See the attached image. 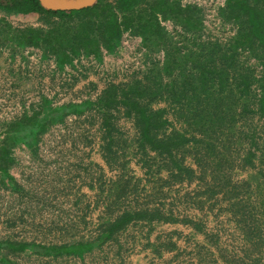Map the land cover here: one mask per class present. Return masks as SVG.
<instances>
[{"label":"trees","instance_id":"trees-1","mask_svg":"<svg viewBox=\"0 0 264 264\" xmlns=\"http://www.w3.org/2000/svg\"><path fill=\"white\" fill-rule=\"evenodd\" d=\"M182 1L98 0L80 10H52L39 0H0V9L26 22L40 21L38 25H15L0 18V46L9 48L12 57L18 49L34 46L46 57L55 56L60 69L81 55L101 62L104 51L117 52L122 34L129 31L141 37L146 59L144 70L135 71L125 81L109 82L94 98L53 106L42 96L21 115L2 122L0 188L23 192L10 172L18 163L15 147L25 144L33 156L38 155L42 136L50 127L69 115L93 111L100 119L98 128L109 165L120 162L124 168L126 148L117 147V142H135L146 173L160 184L156 187L197 180L195 195L226 200V211L247 241L244 254L219 250L223 263L264 264L260 254L264 247V219L260 217L264 214V134H259L254 118L264 117V0H225L217 9L220 28L204 22L202 6ZM166 21L180 30H170L163 24ZM160 52L163 59L156 57ZM161 102L165 105H156ZM170 110L182 129L168 117ZM120 117L133 122L134 138L122 134ZM187 152L196 168L185 163ZM157 158L161 164H156ZM161 168L168 171L167 177L156 176ZM249 169L246 178L236 177ZM140 181L124 174L114 181L108 197L121 204V211L102 221L94 238L61 244L0 239V264H21L12 257L21 253L82 257L116 239L131 222L177 221L173 211L165 212L161 203L122 205L130 185L137 192ZM182 220L195 224L188 218ZM205 264L221 263L214 259Z\"/></svg>","mask_w":264,"mask_h":264},{"label":"rangeland","instance_id":"rangeland-1","mask_svg":"<svg viewBox=\"0 0 264 264\" xmlns=\"http://www.w3.org/2000/svg\"><path fill=\"white\" fill-rule=\"evenodd\" d=\"M1 17L15 25L40 24L39 20L23 21L15 13L2 9H0ZM218 21L216 11L207 17V22L211 25H217ZM225 27L228 28V25ZM117 61L120 62L121 58ZM120 77L122 76H118L117 80ZM90 80H97L100 86H103L102 79L96 74L87 76L80 85L82 86L83 83L91 85ZM22 85L26 88L25 83ZM159 104L157 106L165 105L163 102ZM168 117L174 121L177 128H183L181 123L175 120L172 110ZM254 118L259 134L263 135L264 117L260 119L255 116ZM99 122L98 115L93 111H87L81 116L69 115L63 122L50 127L48 132L42 136L38 155L33 156L31 151L26 149L25 144L15 147L14 154L18 158V164L14 165L10 172L23 187V192L18 193L0 188V239L11 238L43 244H61L71 240L94 238L100 217L115 214L117 207L121 204L112 203L113 198L108 197L114 181L125 173L128 174V177L125 178L137 174L144 176L147 167L140 159L141 152H138L133 146L135 142H117V147L126 148V151L131 155L132 158L128 155V159L132 161L130 165L127 166V158L124 168L120 162H113L112 165H109L104 156L102 132L98 128ZM117 122L124 136L130 139L134 138L136 130L130 119L120 117ZM186 155L187 162H190L193 159L191 152H187ZM262 167H264L263 164ZM249 172L250 169L247 172L239 171L236 177L246 178ZM156 185H160L157 179L146 177L140 181L136 192L131 184L128 197L124 199L122 205L128 207L159 203L156 202L158 197L154 195L159 191L155 190L152 195H149L150 189L154 190ZM168 188L167 193L170 197L176 186L174 184V187ZM169 200L171 199L169 198ZM213 202L215 203L216 217H218V213L225 212L223 210H226L227 202L221 197L214 198ZM189 203L186 205L179 203L175 207L178 206L179 208L176 210L194 218L196 217L195 209L198 208L195 203L191 206L188 205ZM97 207H104V213L95 211ZM260 217L264 219V214ZM234 223L236 224L235 221ZM217 224L218 226H215L217 232L209 237L214 250L196 241L197 239H190L189 244L192 249L189 248L190 250L185 251V259L196 258V262L200 261L201 264L217 259L224 264L219 256V250L237 254H244L245 249L248 250L244 236H239L236 233L240 231L239 228H236L234 235L230 237L229 233H226L225 227L219 225V222ZM262 226L264 229V222ZM126 251L128 252V248L124 250V253ZM261 253L264 255V247L261 248ZM85 256H87V264H119L116 257V244L112 240L105 242L101 247H95L92 251H88ZM12 257L21 264H81L80 258L74 255L67 259H53L24 253L12 255ZM51 260L54 262H49ZM124 263L131 264L129 259H124L122 264ZM189 263L192 264V262Z\"/></svg>","mask_w":264,"mask_h":264},{"label":"built area","instance_id":"built-area-1","mask_svg":"<svg viewBox=\"0 0 264 264\" xmlns=\"http://www.w3.org/2000/svg\"><path fill=\"white\" fill-rule=\"evenodd\" d=\"M225 0H183V3H195L204 8L207 17L216 11ZM215 15V14H214ZM170 30H180L171 21L163 22ZM228 25L227 29H230ZM220 28V27H219ZM229 31V30H228ZM227 31V33H228ZM12 51L0 46V124L21 115L25 109L36 104L46 96L53 106L68 102H80L88 96L96 97L109 82L125 81L135 71L145 69V49L141 37L125 31L115 54L104 51L103 60L98 62L93 56L81 55L72 64L59 68L55 56H44L43 50L34 46L18 49L14 57ZM163 59V52L156 55ZM121 58L118 62L117 59ZM12 68L14 71H10ZM90 74L99 75L103 86L97 80H90L91 85L80 83ZM118 76L120 79L117 80ZM36 79V81H35ZM26 84V88L22 85ZM26 147V145H25ZM27 149V147H26ZM18 164V163H17Z\"/></svg>","mask_w":264,"mask_h":264},{"label":"crops","instance_id":"crops-1","mask_svg":"<svg viewBox=\"0 0 264 264\" xmlns=\"http://www.w3.org/2000/svg\"><path fill=\"white\" fill-rule=\"evenodd\" d=\"M156 105H160L159 103ZM150 154L155 155L154 152H150ZM187 154V153H186ZM185 154V163L191 165L192 167L196 168V164L194 159L190 162H187V155ZM129 152L126 151V158H129ZM131 157V155H130ZM132 158V157H131ZM157 165L161 164L162 160L157 158ZM132 162L128 159L127 166L130 165ZM132 164V163H131ZM133 165V164H132ZM144 176H130V178L135 179H146L153 178L151 175L146 173ZM121 174L120 176H122ZM128 174L125 173L124 177H128ZM157 177H167L168 171L165 168H161L159 173L156 174ZM156 179V178H154ZM174 187V185H172ZM176 189L171 192L170 197H168V187H155L154 190L151 188L150 194L156 190L159 191L158 194L154 193L156 198L155 204H163L162 208L165 212L168 210H172L175 217L178 218L177 221H164V220H153V221H145V220H138L135 222H131L126 228L123 229L116 237V239L112 240L116 244V257L119 260V264L123 262L125 259H129L131 264H199L196 262V258L185 259L184 256L185 251L188 249H192L190 243V239H197L203 243L206 247H211L214 250V246H212L211 242L209 241L210 235H212L216 231L215 226L223 225L225 227L226 233H229L228 236L234 235V231L238 227L234 223V220L231 217L230 212L218 213V217H216V209L214 198L213 199H206L205 197H198L195 195V191L198 189V181L193 180L191 182L183 181L180 183L175 184ZM172 188V187H169ZM168 188V189H169ZM163 191V192H162ZM162 195H159V194ZM128 197V196H127ZM169 198L171 200H169ZM191 200V201H189ZM170 202V203H169ZM190 202V203H189ZM193 202V203H192ZM182 203L183 205H195L198 209H195L196 217L191 218L189 214H185L176 210L179 208L178 206ZM195 203V204H194ZM199 203V204H198ZM172 204V205H171ZM153 205V204H152ZM152 205L147 204V206L151 207ZM146 206V205H143ZM131 207H135V205H131ZM108 208V207H107ZM104 207H97L95 211H101V214L104 212ZM120 210L117 207L115 214ZM121 211V210H120ZM114 214V215H115ZM109 216H101L98 220L99 224L107 220ZM184 218H188L193 220L194 223L185 222ZM224 219V220H222ZM207 221V222H206ZM209 222V223H208ZM217 224V225H216ZM239 231V230H238ZM240 232V231H239ZM236 232L239 236H243V234ZM220 235V233H219ZM87 239V238H85ZM111 241V240H109ZM195 245V243H194ZM128 248V252L124 253V250ZM190 248V249H189ZM85 252L82 257L80 258L81 264H87V256ZM90 253V252H89ZM129 253V254H128ZM124 254V255H123ZM184 257H183V256ZM72 255H63L58 257H51V256H44L53 259H67ZM49 262H54L51 260ZM219 262V261H218ZM221 263V262H219ZM126 264V263H124ZM222 264V263H221Z\"/></svg>","mask_w":264,"mask_h":264},{"label":"water","instance_id":"water-1","mask_svg":"<svg viewBox=\"0 0 264 264\" xmlns=\"http://www.w3.org/2000/svg\"><path fill=\"white\" fill-rule=\"evenodd\" d=\"M43 7L52 10H80L94 6L98 0H39Z\"/></svg>","mask_w":264,"mask_h":264}]
</instances>
